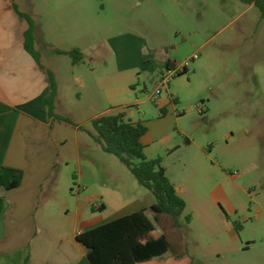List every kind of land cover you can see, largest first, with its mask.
<instances>
[{
	"label": "rangeland",
	"instance_id": "374dc122",
	"mask_svg": "<svg viewBox=\"0 0 264 264\" xmlns=\"http://www.w3.org/2000/svg\"><path fill=\"white\" fill-rule=\"evenodd\" d=\"M16 1L41 27L36 49L42 63L61 73L59 113L73 122L59 128L66 141L59 163L68 165L69 194L100 197L106 183L119 192L118 205L153 197L92 136L88 120L95 112L125 113L127 121L148 127L146 158L162 159L187 205L178 227L171 216L147 207L156 236L170 243L164 256L147 264H264L260 10L241 0ZM128 34L139 40L131 37L132 45L122 46ZM76 49L87 55L85 65L65 54ZM167 60L190 64L153 100L162 82L158 65ZM74 66L95 71L76 74L86 87L66 80ZM115 94L119 104L112 106Z\"/></svg>",
	"mask_w": 264,
	"mask_h": 264
},
{
	"label": "crops",
	"instance_id": "0c3cea01",
	"mask_svg": "<svg viewBox=\"0 0 264 264\" xmlns=\"http://www.w3.org/2000/svg\"><path fill=\"white\" fill-rule=\"evenodd\" d=\"M19 13L27 19L20 17ZM29 31L33 33L37 52L41 27L31 22L16 0H0V172L3 167H8L24 173L21 187L5 193L0 214V264H91L87 250L77 240L81 234L151 208L156 200L146 194L142 202L135 199L126 206L118 205L121 200L119 192L107 190L106 183V190L100 197L69 194L68 165L59 163L61 146L66 144L59 128L72 122L59 113L61 73L46 67L37 52L41 67L28 52ZM131 37L136 36L126 35L121 45H132V40H128ZM135 39L139 40L138 37ZM121 45L122 59L124 50ZM83 55V62L77 65H85L87 55ZM173 63L171 60L159 63L160 73L163 74ZM120 65L121 69L127 68ZM72 69L68 73L71 77L66 80L82 83L83 87L87 86L85 78L76 74L80 71L86 76L95 73L86 68L79 71L75 66ZM47 72L54 75L57 83L54 117L49 112ZM114 93L112 91L111 96ZM117 98L118 94H115L112 106L119 104L115 101ZM92 111L96 109L92 108ZM111 111L95 112L88 121L93 123ZM79 128L77 126V133H81ZM97 145L102 149L99 143ZM79 183L84 184V189L89 188L82 177ZM175 187L177 189L176 184ZM98 198L102 202L98 203Z\"/></svg>",
	"mask_w": 264,
	"mask_h": 264
},
{
	"label": "trees",
	"instance_id": "16d2710c",
	"mask_svg": "<svg viewBox=\"0 0 264 264\" xmlns=\"http://www.w3.org/2000/svg\"><path fill=\"white\" fill-rule=\"evenodd\" d=\"M241 1L257 7L264 20V0ZM19 15L27 19L25 15ZM26 46L41 66L40 56L34 49L32 31L27 34ZM65 54L73 58L75 64L84 60L83 53L78 49ZM182 73H187V70ZM46 74L50 84L49 112L54 117L57 83L54 75L49 72ZM163 114L165 116L166 112L163 111ZM93 128L92 136L102 146L103 151L119 158L138 183L155 197L156 203L150 210L157 215L171 216L174 226L178 227L179 218L184 214L187 205L162 166V159L146 158L142 139L147 135L148 127L140 122L127 121L125 113H118L98 117L93 121ZM23 178L24 173L20 170L8 167L1 169L0 214L5 204V193L21 187ZM187 220L191 222V217ZM77 240L87 250L91 264L144 263L164 256L170 248L166 237L158 238L155 235V226L148 217L147 209L85 232Z\"/></svg>",
	"mask_w": 264,
	"mask_h": 264
},
{
	"label": "built area",
	"instance_id": "2783aa9c",
	"mask_svg": "<svg viewBox=\"0 0 264 264\" xmlns=\"http://www.w3.org/2000/svg\"><path fill=\"white\" fill-rule=\"evenodd\" d=\"M198 56L195 55L194 58L191 59V61L197 59ZM190 62H185L181 65H173L171 64L162 74V82L160 88L157 90L156 94L153 96V100H156L158 96L161 94L162 89L168 86V83L171 78L175 77L176 75L180 74L184 70H187Z\"/></svg>",
	"mask_w": 264,
	"mask_h": 264
}]
</instances>
